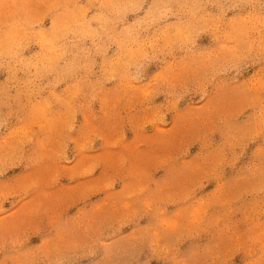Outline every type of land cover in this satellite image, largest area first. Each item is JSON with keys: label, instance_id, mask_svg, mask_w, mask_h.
Returning <instances> with one entry per match:
<instances>
[{"label": "rangeland", "instance_id": "374dc122", "mask_svg": "<svg viewBox=\"0 0 264 264\" xmlns=\"http://www.w3.org/2000/svg\"><path fill=\"white\" fill-rule=\"evenodd\" d=\"M251 12L242 7L224 17L221 31L235 40L217 41L206 32L197 47L219 50L228 43L246 49L249 40L264 37V27L248 35L233 30L251 27L243 24ZM257 14L264 19L259 9ZM253 60L239 86L211 92L206 101L187 97L175 109L168 108L166 95L144 101L136 91L167 67L154 62L139 82L107 84L75 113L55 101L46 113L19 112L0 128V159L13 147L20 150L12 138L17 129H28L31 137L16 167L0 166V262L19 264L32 253L35 264H47L37 250L57 239L55 213L66 240L93 236L116 245L110 261L100 249L78 264H175L170 255L153 251L156 234L161 249H178L176 259L189 264H252L259 255H253L259 247L253 241L264 239V135H249L261 111L253 101L264 99L253 88L257 72L264 84V58ZM209 101L233 112V132L244 137L239 146L230 147L218 121L197 119ZM88 221L96 231L78 226ZM17 237L22 242L14 244Z\"/></svg>", "mask_w": 264, "mask_h": 264}, {"label": "clouds", "instance_id": "9594fccd", "mask_svg": "<svg viewBox=\"0 0 264 264\" xmlns=\"http://www.w3.org/2000/svg\"><path fill=\"white\" fill-rule=\"evenodd\" d=\"M242 7L252 9L243 21L251 27L233 30L242 35L260 32L264 19L257 9L264 13V0H0V76L4 77L0 80V128L26 109L46 113L52 101L75 113L77 106L94 102L107 84L119 80L131 87L139 82L154 62L167 67L136 91L144 101L166 95L169 109L177 108L190 96L206 101L211 92L239 86L248 62L255 63L254 57L264 58V37L249 40L243 50L228 43H221L219 50H201L197 40L206 32L213 33L217 41L235 40L231 32L221 31V23L227 12ZM210 9H216L217 14ZM259 75L257 72L253 77V88L264 92V84L256 78ZM61 88L62 94H58ZM255 102L260 103L261 111L249 134L252 139L264 135V99L257 96ZM208 103L197 119L211 125L218 121L225 128L230 147L239 146L244 137L233 132V112ZM12 138L21 148L13 147L0 159L5 169L23 160L25 139L31 142L28 129H17ZM52 216L57 239L45 241L37 250L47 264H78L81 259L95 257L100 249L104 258L111 260L114 243L93 236L68 241L63 235L64 224L55 219V213ZM86 223L78 226L85 233L96 231L92 221ZM166 227L173 231L178 228ZM262 241H253V246L259 245L253 255H259L252 264H264ZM21 242L18 237L13 240L14 244ZM152 249L170 255L175 264H189L187 259H176L178 249H161L159 234L152 241ZM19 264H35L34 254L29 253ZM192 264L200 262L193 260Z\"/></svg>", "mask_w": 264, "mask_h": 264}]
</instances>
